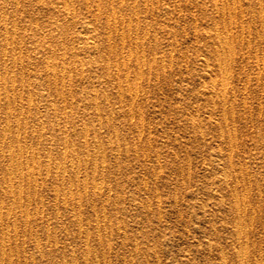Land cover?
I'll return each instance as SVG.
<instances>
[{
	"label": "rangeland",
	"instance_id": "374dc122",
	"mask_svg": "<svg viewBox=\"0 0 264 264\" xmlns=\"http://www.w3.org/2000/svg\"><path fill=\"white\" fill-rule=\"evenodd\" d=\"M0 20L1 264H264V0H0Z\"/></svg>",
	"mask_w": 264,
	"mask_h": 264
},
{
	"label": "bare ground",
	"instance_id": "6f19581e",
	"mask_svg": "<svg viewBox=\"0 0 264 264\" xmlns=\"http://www.w3.org/2000/svg\"><path fill=\"white\" fill-rule=\"evenodd\" d=\"M44 3H45V2H44ZM44 3H43V4H44ZM227 3H228V2H227ZM49 5H50V4H49ZM66 5H67V4H66ZM45 6H46V4H45ZM45 6H44V7H45ZM67 6H68V5H67ZM113 13H114V12H113ZM113 13H112V14H113ZM107 16H108V15H107ZM112 16H113V15H112ZM120 17H121V16H120ZM116 18H117V17H116ZM112 19H114V17H113ZM125 19H126V18H125ZM129 19H130V17H129ZM3 20H4V19H3ZM118 20H120V18H119ZM0 21H1V20H0ZM106 21H107V20H106ZM112 21H113V20H112ZM129 21H130V20H129ZM108 22H109V21H108ZM120 22H121V20H120ZM127 22H128V20H127ZM3 23H4V22H3ZM125 23H126V21H125ZM107 24H109V23H107ZM112 24H113V23H112ZM127 24H128V23H127ZM129 24H130V23H129ZM107 26H108V25H107ZM112 26L115 27V25H111V28H112ZM128 26H129V25H128ZM3 28H4V27H3ZM85 28H86V27H85ZM84 30H85V29H84ZM127 30H128V29H127ZM6 31H7V30H6ZM89 31H90V30H89ZM107 31H108V30H107ZM3 32H5V31H3ZM79 32H80V31H79ZM119 33H120V32H119ZM4 34H5V33H4ZM84 34H85V33H84ZM121 34H122V33H121ZM71 36H72V35H71ZM108 36H109V35H108ZM121 36H122V35H121ZM123 36H124V35H123ZM127 36H128V35H127ZM11 37H12V36H11ZM78 37H79V34H78ZM82 38H83V37H82ZM107 38H108V37H107ZM122 38H123V37H122ZM9 39H10V38H9ZM108 39H109V38H108ZM124 39H125V38H124ZM219 39H220V38H219ZM20 41H21V40H20ZM20 41H19V43H21ZM10 42H11V41H10ZM81 42H82V41H81ZM123 42H124V41H123ZM4 43H5V44H4V46H5V45H6V40H5ZM82 43H83V42H82ZM91 43H93V42H91ZM107 43H108V42H107ZM2 44H3V43H2ZM7 44H8V41H7ZM93 44H94V43H93ZM93 44H92V45H93ZM10 45L12 46V44H10ZM94 45H95V44H94ZM108 45H109V44H108ZM6 46H7V45H6ZM18 46H19V44H18ZM109 46H110V45H109ZM109 46H108V47H109ZM46 48H47V47H46ZM61 48H62V47H61ZM10 49H12V48H10ZM48 49H49V48H48ZM2 50H3V49H2ZM85 50H86V49H85ZM109 51H110V50H109ZM1 52H2V51H1ZM64 52H65V51H64ZM106 52H107V51H106ZM111 52H112V51H111ZM134 54H135V53H134ZM130 55H132L131 52H130ZM53 57H54V56H53ZM135 58H136V57H135ZM53 59H54V58H53ZM121 59H122V58H121ZM129 59H130V58H129ZM12 60H13V59H12ZM19 60H20V59H19ZM19 60H18V61H19ZM54 60H55V59H54ZM123 60H124V59H123ZM132 60H133V59H132ZM51 61H52V60H51ZM133 61H134V60H133ZM2 62H3V61H2ZM13 63H14V62H13ZM13 63H12V64H13ZM47 63H48V62H47ZM127 63H128V62H127ZM133 63H134V62H133ZM124 64H125V63H124ZM129 64H130V63H129ZM2 65H3V64H2ZM45 65H46V63H45ZM142 65H143V64H142ZM148 65H149V64H148ZM57 66H58V64H57ZM61 66H62V65H61ZM17 67H18V66H17ZM63 67H64V66H63ZM124 67H125V66H124ZM18 68H19V67H18ZM51 68H52V67H51ZM126 68H127V66H126ZM149 68H150V67H149ZM44 70H45V69H44ZM50 70H51V69H50ZM53 70H54V69H53ZM106 70H107V68H106ZM47 71H48V68H47ZM58 71H59V70H58ZM107 71L109 72V70H107ZM53 72H54V71H53ZM59 72H60V71H59ZM51 73H52V71H51ZM60 74H61V73H60ZM51 75H52V74H51ZM127 75H128V74H127ZM2 76H3V75H2ZM4 76H5V75H4ZM52 76H53V75H52ZM55 76H56V75H55ZM50 77H51V76H50ZM137 77H138V76H137ZM1 79H2V78H1ZM9 79H10V77H9ZM13 79H14V78H13ZM13 79H12V80H13ZM20 81H21V80H20ZM26 81H28V79H26ZM53 81H54V80H53ZM46 82H47V80H46ZM55 82H56V81H55ZM55 82H54V83H55ZM50 83H51V82H50ZM54 83H53V84H54ZM26 84H27V83H26ZM3 85H4V84H3ZM3 85H2V89H3ZM20 86H21V84H20ZM26 86H27V85H26ZM26 86H25V87H26ZM54 86H55V85H54ZM62 86H63V85H62ZM119 86H120V85H119ZM4 87H5V86H4ZM27 87H28V86H27ZM224 87H225V86H224ZM60 88H61V86H60ZM10 89H11V88H10ZM24 89H25V88H24ZM92 89H93V91H95L94 88H92ZM11 90H12V89H11ZM18 90H19V89H18ZM61 90H62V89H61ZM4 91H5V90H4ZM19 91H20V90H19ZM96 91H97V90H96ZM12 92H13V90H12ZM94 93H95V92H93V94H94ZM19 94H20V93H19ZM91 94H92V93H91ZM134 94H135V93H134ZM2 95H4V94H2ZM43 96H44V95H43ZM90 96H91V95H90ZM93 97H94V96H93ZM18 98H20V97L18 96L17 99H18ZM34 98H35V97H34ZM95 98H96V97H95ZM5 99H6V98H5ZM26 99H27V98H26ZM42 99H43V98H42ZM28 100H29V99H28ZM5 101H6V100H5ZM5 101H4V103H5ZM93 101H94V103H95V99H94ZM12 102H15V101L12 100ZM26 102H27V101H26ZM49 102H50V101H49ZM51 102H52V101H51ZM51 102H50V103H51ZM8 103H9V100H8ZM27 103H29V102H27ZM27 103H26V104H27ZM35 103H36V102H35ZM96 103H97V102H96ZM12 104H13V103H12ZM13 106H14V105H13ZM44 106H45V105H44ZM53 107H54V106H53ZM53 107H52V108H53ZM95 107H97V106H95ZM5 109H6V108H5ZM13 109H14V108H13ZM25 109L28 110L29 108H26V107H25ZM49 109H50V108H49ZM53 109H54V108H53ZM7 110H8V109H7ZM42 110H44V109H42ZM94 110H95V109H94ZM100 110H101V109H100ZM127 110H128V109H127ZM4 111H5V110H4ZM18 111H19V107H18ZM18 111H17L16 114H19ZM38 111H39V109H38ZM130 111H131V110H130ZM21 112H22V111H21ZM43 112H44V111H43ZM16 114H15V115H16ZM24 114H25V112H24ZM43 114H44V113H43ZM5 115H6V111H5ZM10 115H11V114H10ZM13 115H14V114H13ZM15 115H14V116H15ZM25 115H26V114H25ZM42 116H43V115H42ZM96 116H97V115H96ZM99 116H100V115H99ZM5 117H7V116H5ZM18 117H19V116H18ZM96 118H98V117H96ZM0 119H1V118H0ZM6 119H7V118H6ZM23 119H24V118H23ZM106 119H107V118H106ZM106 119H105V120H106ZM14 120H15V118H14ZM98 120H99V119H98ZM23 121H24V120H23ZM26 122H27V121H26ZM98 122H99V121H98ZM98 122H97V123H98ZM105 123H106V122H105ZM6 124H8V123H6ZM46 124H47V123H46ZM49 124H50V123H49ZM21 125H23V123H22ZM31 125H32V124H31ZM50 125H51V124H50ZM65 125H66V124H65ZM2 126H3V125H2ZM2 126H1V127H2ZM7 126H9V125H7ZM7 126H6V128H7ZM14 126H15V125H14ZM32 126H33V125H32ZM32 126H31V128H32ZM69 126H70V125H69ZM69 126H68V127H69ZM3 127H4V126H3ZM3 127H2V128H3ZM9 127H10V126H9ZM15 127H16V126H15ZM25 127H26V126H25ZM50 127H51V126H50ZM82 127H83V126H82ZM10 128H11V127H10ZM39 128H40V127H39ZM64 128H65V127H64ZM72 128H73V127H72ZM86 128H87V127H86ZM0 129H1V128H0ZM1 130H2V129H1ZM6 130H8V129H6ZM16 130H17V129H16ZM19 130H20V129H19ZM62 130H64V129H62ZM22 131H24V130H22ZM22 131H21V134H22ZM30 131H31V129H30ZM85 131H86V130H85ZM1 132H2V131H1ZM14 132H15V131H14ZM16 132H17V131H16ZM32 132H33V131H32ZM37 132H39V131H37ZM62 132H64V131H62ZM82 133H83V132H82ZM18 134H19V133H18ZM23 134H24V133H23ZM62 134H63V133H62ZM83 134H85V133H83ZM88 134H89V133H88ZM28 135H29V134H28ZM34 135H35V134H34ZM47 135H48V134H47ZM1 136H2V135H1ZM3 136L5 137V135H3ZM17 136H18V135L16 134V137H17ZM83 136H84V135H83ZM10 137H11V136H10ZM115 137H116V136H115ZM2 138H3V137H2ZM2 138H1V139H2ZM14 138H15V137H14ZM38 138H39V136H38ZM62 138H63V137H62ZM84 138H85V137H84ZM93 138H95V136H93ZM116 138H117V137H116ZM116 138H115V139H116ZM7 139H8V138H7ZM60 139H61V138H60ZM95 139H96V138H95ZM10 140H11V139H10ZM83 140H86V138L83 139ZM12 141H13V140H12ZM16 141H17V138H16ZM18 141H19V140H18ZM24 141H25V140H24ZM95 141H96V140H95ZM99 141H100V138H99ZM111 141H112V140H111ZM117 141H118V140H117ZM117 141H116V142H117ZM85 142H86V141H85ZM59 143H60V142H59ZM63 143H64V142H63ZM90 143H92V142H90ZM96 143H97V142H96ZM24 144H25V142H24ZM9 145H10V144H9ZM9 145H8V147H9ZM17 145H18L17 148L11 152L12 154H11V153L9 154L11 158H12L13 156H14V157H17V156H19V154H22L23 152L25 153V149H26V148H24V147H26V146L23 145V146H24V147H23V146L20 145V144H17ZM91 145H92V144H91ZM86 146H88V145H86ZM93 146H94V145H93ZM0 147H1V146H0ZM5 147H7V146H5ZM62 147H63V145H62ZM2 148H3V147H2ZM69 148H70V146H69ZM86 148H87V147H86ZM90 148H91V147H90ZM98 148H99V145L97 144V149H98ZM3 149H4V148H3ZM3 149H2V150H3ZM9 149H10V148H9ZM92 149H94V148L92 147ZM31 150H32V149H31ZM65 150H67V149H65ZM35 151H37V150H35ZM68 151H70V150H68ZM6 152H8V151H6ZM48 152H49V151H48ZM48 152H47V153H48ZM8 153H9V152H8ZM8 153H7V155H8ZM85 154H86V153H85ZM93 154H94V153H93ZM9 155H8V156H9ZM25 155H26V154H24V156H25ZM91 155H92V154H91ZM94 155H96V154H94ZM94 155H93V156H94ZM70 156H71V155H70ZM19 157H21V155H20ZM36 157H37V156H35V158H36ZM58 157H59V156H58ZM68 157H69V156H68ZM85 157H86V156H85ZM24 158H25V157H24ZM29 158L31 159V162L34 161V160L32 161V158H31V157H29ZM13 159H14V158H13ZM54 159L56 160V157H55ZM66 159H67V158H66ZM68 159H69V158H68ZM70 159H71V158H70ZM75 159H77V158H75ZM8 160H9V159H8ZM18 160H19V159H18ZM24 160H25V159H24ZM27 160H28V159H27ZM77 160H79V159H77ZM81 160H82V159H81ZM83 160H84V159H83ZM92 160H93V159H92ZM92 160H90V161L92 162ZM9 161H10V160H9ZM19 161H20V160H19ZM19 161H18V162H19ZM37 161H39V160H37ZM86 161H87V160H86ZM4 162H5V161H4ZM18 162L16 161V159H15V161H11L10 163L8 162V163H7V167H6V169H5L7 175L9 174V176L7 177V178H8V179H7V182H9V184H10V189L12 188V187H11V184H12V183H11V182H12L11 180H12V178H13V177L11 178L12 173H13L14 171H17L18 169H19V170L21 169V167L18 166V165H20L21 163H18ZM26 162H27V161H26ZM46 162H47V161H46ZM66 162H67V161H66ZM91 162H90V163H91ZM54 163H56V162H54ZM61 163L64 164L63 161H62ZM68 163H69V162H68ZM72 163H73V162H72ZM83 163H85V162H83ZM92 163H93V162H92ZM46 164H47V163H46ZM58 164H59V162H58ZM70 164H71V163H70ZM94 164H95V162H94ZM31 165H32V164H31ZM36 165H37V163H36ZM47 165H48V164H47ZM50 165H51V163H50ZM82 165H83V164H82ZM26 166H27V163H26ZM58 166H59V165H58ZM66 166H67V165H66ZM70 166H71V165H70ZM83 166H85V164H84ZM94 166H95V165H94ZM56 167H57V165H55V168H56ZM61 167H62V166H61ZM77 167H79V165H78ZM28 168H29V167H28ZM37 168H38V167H37ZM45 168L48 169V168H49V165H48V166H45ZM74 168H76V167H74ZM43 169H44V168H43ZM58 169H59V168H57V170H58ZM78 169H79V168H78ZM31 170H32V167H31ZM55 170H56V169H55ZM55 170H54V172H55ZM59 170H60V169H59ZM70 170H71V173H72L73 170H72V169H70ZM51 171H52V170H51ZM61 171H62V170H60V172H61ZM19 172H21V171H19ZM26 172H27V171H26ZM30 172H31V171H30ZM41 172H42V171H41ZM63 172H64V171H63ZM67 172H68V171H67ZM74 172H75V171H74ZM76 172H77V170H76ZM33 173H34V172H33ZM33 173H31V174H33ZM45 173L47 174V172H45ZM48 173H49V172H48ZM221 173H222V172H221ZM227 173H228V170H227ZM18 174H19V173H18ZM42 174H43V173H42ZM46 174H45V175H46ZM59 174H60V173H59ZM62 174H64V173H62ZM73 174H74V173H73ZM75 174H76V173H75ZM21 175H22V174H21ZM21 175H20V178H21ZM26 175L28 176V174H26ZM34 175H35V173H34ZM56 175H57V174H56ZM1 176H3V175H1ZM60 176H61V175H60ZM71 176H72V175H71ZM76 176H77V175H76ZM14 177H15V176H14ZM31 177L34 178L33 175H32ZM61 177H64V175L61 176ZM61 177H60V180H61ZM74 177H75V176H74ZM55 178H56V177H55ZM68 178H69V177H68ZM68 178H67V179H68ZM77 178H78V177H77ZM4 179H5V178H4ZM24 179H25V178H24ZM34 179H35V178H34ZM75 180H76V178H75ZM82 180H83V179H82ZM82 180H81V181H82ZM224 180H225V179H224ZM236 180H237V179H236ZM26 181H28V180H26ZM32 181H33V180H32ZM81 181H80V182H81ZM4 182H6V180H4L2 183L4 184ZM17 182H18V181H17ZM20 182H21V181H20ZM33 182H34V181H33ZM36 182H37V181H36ZM36 182H35L34 184H36ZM75 182H76V181H75ZM28 183H29V181H28ZM82 183H83V182H82ZM93 183H94V182H93ZM18 184H19V182H18ZM21 184H22V183H20V185H21ZM40 184H41V183H40ZM26 185H28L27 182H26ZM76 185H77V184H76ZM94 185H95V183H94ZM226 186H227V185H226ZM8 187H9V186H8ZM17 187L19 188V187H21V186H17ZM32 187H34V185H33ZM62 187H63V186H62ZM69 187H70V186H69ZM69 187H68V188H69ZM79 187H80V186H79ZM82 187H84L83 184H82ZM82 187H81V188H82ZM56 188H57V187H56ZM56 188H55V189H56ZM97 188H99V187H97ZM233 188H234V187H233ZM0 189H1V188H0ZM3 189H4V188H3ZM3 189H2V191H3ZM8 189H9V188H8ZM26 189H27V188H26ZM34 189H35V188H34ZM70 189H71V188H70ZM5 190H6V189H5ZM20 190H21V188H20L18 191L20 192ZM53 190H54V189H53ZM76 190H77V189H76ZM99 190H100V189H99ZM55 191H56V190H55ZM83 191H84V190H83ZM16 192H17V191H16ZM19 192L16 193V194H18V198H19V196H21V193H20V195H19ZM32 192H33V191H32ZM100 192H101V191H100ZM100 192H99V193H100ZM26 193H27V192H26ZM93 193H94V192H93ZM101 193H102V192H101ZM234 193H237V192H234ZM1 194H2V193H1ZM1 194H0V195H1ZM10 194H11V192H10ZM33 194H34V193H33ZM69 194H70V192H69ZM77 194H78V192H77ZM97 194H98V193H97ZM25 195H26V194H25ZM55 195H56V194H55ZM242 195H243V194H242ZM12 196H13V195H12ZM68 196H69V195H68ZM76 196H77V195H76ZM76 196H75V197H76ZM33 197H34V196H33ZM71 197H72V196H71ZM16 198H17V197H16ZM18 198H17V200H19ZM65 198H66V197H65ZM33 199L35 200V198H33ZM68 199H69V198H68ZM11 200H13V199L11 198ZM39 200H40V198H39ZM63 200H64V199H63ZM70 200H71V199H70ZM70 200H69V201H70ZM76 200H77V199H76ZM76 200H75V201H76ZM242 200H243V199H242ZM5 201H6V200H5ZM62 202H63V201H62ZM241 202H244V201H241ZM13 203H14V201H13ZM13 203H12V204H13ZM34 203H35V202H34ZM41 203H42V202H41ZM70 203L72 204V201H71ZM238 203H239V201H238ZM1 204H2V203H1ZM20 204H21V200H20ZM62 204H63V203H62ZM241 204H242V203H241ZM10 205H11V204H10ZM14 205H15V204H14ZM18 205H19V204H18ZM29 205H30V204H29ZM35 205H36V204H35ZM1 206H2V205H1ZM6 206H7V205H6ZM39 206H40V205H39ZM67 206H68V205H67ZM243 206H244V205H243ZM243 206H241L242 209H243ZM9 207H10V206H9ZM17 207H18V206H17ZM23 207H24V206H23ZM40 207H41V206H40ZM74 207H75V206H74ZM252 207H253V206H252ZM25 208H26V207H25ZM77 208H78V207H77ZM77 208H76V211H77ZM6 209H7V208H6ZM36 209H37V207H36ZM40 209H42V208H40ZM40 209H39V210H40ZM69 209H70V208H69ZM235 209H236V208H235ZM4 211H5V210H4ZM14 211H15V210H14ZM23 211H24V210H23ZM25 211H26V210H25ZM72 211H73V210H72ZM72 211H71V213H73ZM8 212L10 213V210H8ZM34 212H35V210H34ZM40 212H41V211H40ZM58 212H59V210H58ZM244 212H245V211H244ZM244 212H243V214H244ZM18 213H19V212H18ZM26 213H27V212H26ZM41 213H42V212H41ZM78 213H79V212H78ZM253 213H254V212H253ZM24 214H25V213H24ZM31 214H32V212H31ZM43 214H44V213H43ZM25 215H26V214H25ZM69 215H70V214H69ZM244 215H245V214H244ZM79 216H80V215H79ZM103 216H104V215H103ZM71 217H72V216H71ZM99 217H100V216H99ZM101 217H102V216H101ZM36 218H37V217H36ZM237 218H238V217H237ZM244 218H245V217H243V219H244ZM12 219H13V218H12ZM77 219H78V218H77ZM40 220H41V217H40ZM239 220H240V219H239ZM6 221H7V220H5V222H6ZM10 221H12V220H10ZM76 221H77V220H76ZM95 221H96V220H95ZM240 221H241V220H240ZM14 222H15V220H14ZM232 222H233V221H232ZM249 222H250V220H249ZM11 223H12V222H11ZM44 223H45V222H44ZM48 223H49V222H48ZM13 224H14V223H13ZM243 224H244V221H243ZM7 225H8V224H7ZM29 225H30V224H29ZM233 225H234V223H233ZM239 225H240V224H239ZM249 225H250V224H249ZM45 226H46V225H45ZM78 226H79V225H78ZM236 226H237V225H236ZM243 226L245 227V224H244ZM0 227H1V225H0ZM5 227H6V225H5ZM7 227H8V226H7ZM84 227H85V226H84ZM12 228H14V226H13ZM80 228H81V227H80ZM85 228H87V227H85ZM119 228H120V227H119ZM245 228H246V227H245ZM5 229H8V228H5ZM25 229H26V228H25ZM25 229H24V230H25ZM64 229H65V228H64ZM116 229L118 230V228H116ZM112 230H113V229H112ZM244 230H245V229H244ZM244 230H243V231H244ZM1 231H2V229H1ZM96 231L98 232V230H96ZM241 231H242V230H240V228H236V233H237V235H239V234L241 233ZM63 232H65V230H64ZM77 232H78V231H77ZM6 233H7V231H6ZM28 233H29V232H28ZM243 233H244V232H243ZM245 233H246V232H245ZM7 234H8V233H7ZM7 234H6V237H7ZM36 234H37V233H36ZM72 234H73V233H72ZM86 235H88V234H86ZM2 236H3V235L1 234L0 237H2ZM36 236H37V235H36ZM47 236H48V234H47ZM78 236H79V235H78ZM98 236H99V235H98ZM98 236H97V237H98ZM235 236H236V235H235ZM13 237H14V236H13ZM54 237H55V236H54ZM54 237H53V238H54ZM99 237H100V236H99ZM99 237H98V238H99ZM2 238H3V237H2ZM7 238H8V237H7ZM14 238H15V237H14ZM35 239H37V238L34 237V240H35ZM48 239H49V238H48ZM54 239H55V238H54ZM244 239H245V237H244ZM244 239H243V240H244ZM37 240H38V239H37ZM52 240H53V239H52ZM84 240H85V239H84ZM86 240H87V239H86ZM2 241H3V240H2ZM2 241H1V243H2ZM49 241H50V240H49ZM55 242H56V240H55ZM55 242H54V243H55ZM100 242H101V241H100ZM34 243H35V242H34ZM234 243H235V242H234ZM238 243H239V242H238ZM36 244H37V243H36ZM106 244H107V243H106ZM44 245L46 246V244H44ZM49 245H50V243H49ZM242 245H243V244H242ZM6 246H7V245H6ZM50 246H51V245H50ZM54 246H55V245H54ZM108 246H109V245H108ZM236 246H237V245H236ZM243 246H244V245H243ZM243 246H242V247H243ZM40 247H41V246H40ZM84 247H86V246H84ZM246 247H247V245H246ZM17 248H18V247H17ZM1 249H2V247H1ZM48 249H49V248H48ZM239 249H240V247H239ZM246 249H247V248H246ZM9 250H10V249H9ZM9 250H8V251H9ZM16 250H17V249H16ZM43 250H44V249H43ZM46 250H47V249H46ZM237 250H238V249H237ZM0 251H1V250H0ZM47 251H48V250H47ZM86 251H88V250H86ZM86 251H85V252H86ZM139 251H140V250H139ZM139 251H138V252H139ZM244 251H246V250H243V251H242V250L237 251V252H236V258L239 259V260H240V259L242 260V258H243V256H244V253H245ZM16 252H17V251H16ZM83 252H84V250H83ZM88 252H89V251H88ZM243 252H244V253H243ZM1 253H2V251H1ZM6 253H7V252H6ZM233 253H234V252H233ZM251 253H252V252H251ZM10 254H11V253H10ZM15 254H16V253H15ZM11 255H12V254H11ZM17 255H18V254H17ZM71 255H72V254H71ZM61 256H62V255H61ZM0 257H1V255H0ZM7 257H8V255H7ZM24 257H25V256H24ZM219 257H220V256H219ZM16 258H18V257H16ZM61 258H62V257H61ZM215 258H216V257H215ZM220 258H221V257H220ZM245 258H246V257H245ZM9 259H12V258H9ZM31 259H32V258H31ZM221 259H222V258H221ZM237 259H236V261L238 262ZM260 259H261V258H260ZM7 260H8V258H7ZM89 260H90V259H89ZM95 260H96V259H95ZM258 260H259V259H258ZM0 261H1V260H0ZM2 261H3V260H2ZM23 261H24V258H23ZM31 261H32V260H31ZM59 261H60V260H59ZM217 261H218V260H217ZM8 262H9V260H8ZM24 262H25V261H24ZM55 262H56V261H55ZM62 262H63V261H62ZM65 262H66V260H65ZM91 263H92V262H91ZM0 264H1V263H0ZM32 264H33V263H32ZM59 264H60V263H59ZM66 264H67V263H66ZM238 264H239V263H238ZM241 264H242V263H241ZM243 264H244V263H243ZM255 264H256V263H255Z\"/></svg>",
	"mask_w": 264,
	"mask_h": 264
}]
</instances>
